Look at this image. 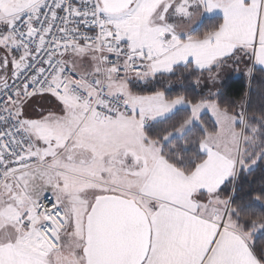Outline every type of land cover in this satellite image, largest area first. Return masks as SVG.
I'll use <instances>...</instances> for the list:
<instances>
[{
    "label": "snow or ice",
    "instance_id": "snow-or-ice-1",
    "mask_svg": "<svg viewBox=\"0 0 264 264\" xmlns=\"http://www.w3.org/2000/svg\"><path fill=\"white\" fill-rule=\"evenodd\" d=\"M229 61L264 71V0H0V264H264V115L163 79Z\"/></svg>",
    "mask_w": 264,
    "mask_h": 264
},
{
    "label": "trees",
    "instance_id": "trees-1",
    "mask_svg": "<svg viewBox=\"0 0 264 264\" xmlns=\"http://www.w3.org/2000/svg\"><path fill=\"white\" fill-rule=\"evenodd\" d=\"M218 22L215 18H207L201 31L206 30ZM163 79L165 83L170 80L173 85L172 89L167 92V95L171 97L184 94L189 99L195 101L207 97L209 94L203 89H200L198 85L190 86V81L194 78H189V80L184 81L186 89L179 88L176 85L175 77ZM217 92H219V96H214L213 98L218 100L221 107H228L232 111L239 112L243 105L245 108L247 106L246 112L249 115H264V71H261V67L259 66L253 68L252 77H248L245 72L238 71V68H234L233 72L219 83ZM204 121L210 130L214 127L210 114L204 116ZM261 185H264V162L256 166L250 173H241L237 181L238 191L235 194L236 203L239 204L242 198L247 199L245 193L258 191ZM231 187V185H228L223 195L227 196ZM253 239L257 246H264V235L257 234Z\"/></svg>",
    "mask_w": 264,
    "mask_h": 264
},
{
    "label": "rangeland",
    "instance_id": "rangeland-1",
    "mask_svg": "<svg viewBox=\"0 0 264 264\" xmlns=\"http://www.w3.org/2000/svg\"><path fill=\"white\" fill-rule=\"evenodd\" d=\"M80 65V64H78ZM253 65L251 64V62H240V63H233L231 61L228 62L227 65H225L222 70L220 71L216 81L213 83L212 81H209L207 79H202L201 83L198 85V87L200 89H203L204 91H206V93H215L217 92L218 89V84L222 81V79H224L229 73V71H231L234 68H238V71H242L245 72L248 77H251V73H249L248 69L252 68ZM78 70H81V68L79 67ZM226 75V76H225ZM246 108L244 107V110ZM241 110V109H240Z\"/></svg>",
    "mask_w": 264,
    "mask_h": 264
},
{
    "label": "crops",
    "instance_id": "crops-1",
    "mask_svg": "<svg viewBox=\"0 0 264 264\" xmlns=\"http://www.w3.org/2000/svg\"><path fill=\"white\" fill-rule=\"evenodd\" d=\"M77 64H80V65H78V68L80 67L81 68V70H79V71H88V70H90V65H89V63H88V61L87 60H83V61H77ZM258 66V65H257ZM260 67V66H259ZM233 70L234 69H232L231 71H229V73L228 74H226L227 76L228 75H230L232 72H233ZM225 75V76H226ZM223 80V79H222ZM219 85V84H218ZM218 87V86H217ZM51 107H53V108H55V104H52L51 105ZM37 111H39V105H37ZM31 115L33 116V118H35V113H31Z\"/></svg>",
    "mask_w": 264,
    "mask_h": 264
},
{
    "label": "built area",
    "instance_id": "built-area-1",
    "mask_svg": "<svg viewBox=\"0 0 264 264\" xmlns=\"http://www.w3.org/2000/svg\"><path fill=\"white\" fill-rule=\"evenodd\" d=\"M82 31H83V29H82ZM110 59H115V57L114 56H110ZM3 125H0V127H2Z\"/></svg>",
    "mask_w": 264,
    "mask_h": 264
},
{
    "label": "water",
    "instance_id": "water-1",
    "mask_svg": "<svg viewBox=\"0 0 264 264\" xmlns=\"http://www.w3.org/2000/svg\"><path fill=\"white\" fill-rule=\"evenodd\" d=\"M254 67H255V66L252 67V72H253V68H254ZM252 72H251V77H252ZM246 109H247V106H246ZM246 109H245V111H246Z\"/></svg>",
    "mask_w": 264,
    "mask_h": 264
}]
</instances>
